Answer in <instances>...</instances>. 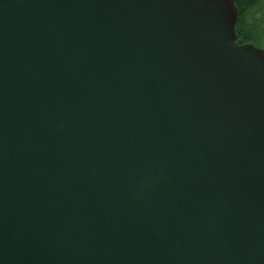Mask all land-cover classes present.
Here are the masks:
<instances>
[{
    "label": "water",
    "instance_id": "1",
    "mask_svg": "<svg viewBox=\"0 0 264 264\" xmlns=\"http://www.w3.org/2000/svg\"><path fill=\"white\" fill-rule=\"evenodd\" d=\"M235 0H0V264H264V50Z\"/></svg>",
    "mask_w": 264,
    "mask_h": 264
},
{
    "label": "trees",
    "instance_id": "2",
    "mask_svg": "<svg viewBox=\"0 0 264 264\" xmlns=\"http://www.w3.org/2000/svg\"><path fill=\"white\" fill-rule=\"evenodd\" d=\"M239 19L236 25L239 43L264 50V0H235Z\"/></svg>",
    "mask_w": 264,
    "mask_h": 264
}]
</instances>
